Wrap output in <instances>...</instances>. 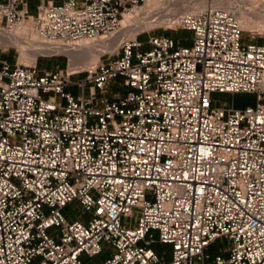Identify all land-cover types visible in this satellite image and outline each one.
Here are the masks:
<instances>
[{
  "label": "built area",
  "instance_id": "2783aa9c",
  "mask_svg": "<svg viewBox=\"0 0 264 264\" xmlns=\"http://www.w3.org/2000/svg\"><path fill=\"white\" fill-rule=\"evenodd\" d=\"M147 1H48L32 13L28 0H0V28L32 21L51 48L39 56L54 57L118 33ZM196 1L178 0L187 10L174 23L191 44L138 32L83 79L0 58V264L104 252L100 264H264V44L243 41L235 0ZM116 81L127 91L111 98ZM75 201L83 213L68 217ZM221 238L229 256H211Z\"/></svg>",
  "mask_w": 264,
  "mask_h": 264
},
{
  "label": "bare ground",
  "instance_id": "6f19581e",
  "mask_svg": "<svg viewBox=\"0 0 264 264\" xmlns=\"http://www.w3.org/2000/svg\"><path fill=\"white\" fill-rule=\"evenodd\" d=\"M196 2L200 5L207 3L205 0H197ZM247 2L235 0L242 28L252 32L256 30L264 32V0ZM186 10L187 8L178 0H148L141 13L125 16L126 25L125 27L122 26L119 37L115 33L100 36L94 40L85 39L79 42L78 46L65 48L61 51L70 57V70L76 72V70L82 69L84 71L90 66L96 65L102 54L111 51L116 52L115 49L128 34L134 36L142 29L153 28L161 24L174 27L179 15ZM0 44L19 48L21 61L25 64H34L40 54L48 53L51 50L38 38L37 32L33 29L32 21L10 29L0 28Z\"/></svg>",
  "mask_w": 264,
  "mask_h": 264
},
{
  "label": "rangeland",
  "instance_id": "374dc122",
  "mask_svg": "<svg viewBox=\"0 0 264 264\" xmlns=\"http://www.w3.org/2000/svg\"><path fill=\"white\" fill-rule=\"evenodd\" d=\"M247 3H252V0H245ZM245 7H247V5H245ZM126 25V21L124 20V25L123 27H125ZM244 34H243V41H249V40H253L255 42L264 44V32L261 30H256L254 32L249 31L244 29ZM138 32H142L140 34V39L146 43V40L148 39V34H165V35H169V36H177V35H183L179 38H183V39H187L192 37V32L190 30L187 29H182L180 27L175 28V27H169L167 25H156L153 28H148V29H142ZM137 32V33H138ZM121 33L118 32V34L116 33V36L119 37V34ZM136 33V34H137ZM129 36H131L130 34H128ZM127 35V37H128ZM192 40L191 38L187 41V44H191ZM120 46V45H119ZM119 46L115 49V51L118 50ZM144 48H148L147 45L144 46ZM109 53H114L113 51L109 52ZM109 56V55H107ZM106 56V57H107ZM21 52L19 50V48H17L16 46H7V45H3L0 44V58L3 59H9L12 62H15L17 60H19V62L23 63L21 61ZM70 57L66 54L63 55H59V56H54V57H44V56H38L37 58V63L40 67H47V68H52L57 64H60L61 68L66 69L67 67H69L70 70V64L71 61L69 62ZM80 70V71H78ZM76 70V72H80L74 75V79H79V78H84L86 75L85 70L83 71L82 69H78ZM73 71V70H70ZM111 90L112 93H110V97L111 98H115L116 93H125L127 91L126 88L120 86L119 81L113 82L112 86H111ZM214 98L217 101V103L219 105H225L227 102H229L230 104H235L236 106H244L248 103H254L255 101V96L254 95H247V94H237V95H233V94H214ZM65 214L68 217H72L75 216L77 214H82L83 213V208L82 206L78 203V202H73L71 204H69L66 209L64 210ZM135 217H137V213H135ZM135 219H131V218H127L125 220V224L126 225H133ZM136 221V220H135ZM105 248H107V245H104ZM230 246V242L227 239L221 238L219 239L214 245H212L207 252L211 255V256H215V254L217 253H222L224 256L228 257L229 256V249ZM154 249L159 252V253H163L166 252L167 253V258H170V253H171V246L170 245H163V244H156L154 245ZM106 257H108V253L104 252L100 255L94 256V257H90L88 255H84L83 256V261L85 264H100L101 262H103ZM39 260L40 258H36L33 262V264H39Z\"/></svg>",
  "mask_w": 264,
  "mask_h": 264
},
{
  "label": "crops",
  "instance_id": "0c3cea01",
  "mask_svg": "<svg viewBox=\"0 0 264 264\" xmlns=\"http://www.w3.org/2000/svg\"><path fill=\"white\" fill-rule=\"evenodd\" d=\"M48 1H52L54 3H62L65 0H28L29 8H30V10H31L32 13H36L37 7L40 4L46 3Z\"/></svg>",
  "mask_w": 264,
  "mask_h": 264
},
{
  "label": "trees",
  "instance_id": "16d2710c",
  "mask_svg": "<svg viewBox=\"0 0 264 264\" xmlns=\"http://www.w3.org/2000/svg\"><path fill=\"white\" fill-rule=\"evenodd\" d=\"M181 36H183V35H177V36H172V37L179 38V37H181ZM247 95H248V94H247Z\"/></svg>",
  "mask_w": 264,
  "mask_h": 264
}]
</instances>
